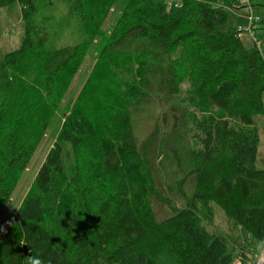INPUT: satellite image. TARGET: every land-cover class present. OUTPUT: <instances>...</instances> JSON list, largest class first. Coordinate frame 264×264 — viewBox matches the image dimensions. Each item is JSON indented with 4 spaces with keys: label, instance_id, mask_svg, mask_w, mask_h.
Masks as SVG:
<instances>
[{
    "label": "trees",
    "instance_id": "16d2710c",
    "mask_svg": "<svg viewBox=\"0 0 264 264\" xmlns=\"http://www.w3.org/2000/svg\"><path fill=\"white\" fill-rule=\"evenodd\" d=\"M16 1L0 0V9ZM19 1V46L0 57V218L41 138L29 125L39 102L28 99L24 75L47 109L46 120L37 112L42 132L80 57L79 47L62 43L64 30L39 18L34 0ZM114 2L46 6H63L92 39ZM235 2L127 0L101 50L135 61L120 67L126 97L116 105L98 96L93 117L79 104L65 117L0 241V264H233L228 239L202 226L213 220V203L241 232L246 257L264 235L253 121L264 120V33L261 53L245 49L235 29L221 30Z\"/></svg>",
    "mask_w": 264,
    "mask_h": 264
},
{
    "label": "rangeland",
    "instance_id": "374dc122",
    "mask_svg": "<svg viewBox=\"0 0 264 264\" xmlns=\"http://www.w3.org/2000/svg\"><path fill=\"white\" fill-rule=\"evenodd\" d=\"M37 7V14L40 17H47L52 20L53 31L64 30L63 37L64 45H76L80 49V57L76 62L77 72L73 76L71 82L67 86L62 98L53 107L52 114L47 116V124L45 129L41 132L40 119L37 118V112H42L43 119L47 115V109L43 103V98L39 92V87L32 79L24 75V82L29 86L30 93L29 100H37L39 107L35 112L29 116V125L31 129L40 135V141L36 147V151L25 171L20 175L15 190L10 197L7 207L3 211L0 218V241L10 225L16 209L19 207L23 198L30 192L32 182L45 162L47 152L52 147L55 138L61 128L65 117L70 114V111L79 104L89 116L93 117L96 114L97 108L93 104L96 100H103L106 97L113 98L117 103H122V99L126 96H121L122 79H120V67L135 61L129 60L126 57H116L114 59H107L102 56V49L107 40L114 31L117 25L119 16L121 15L127 0H115L112 10L101 28V33L92 39L84 38L77 22L70 18L65 8H48L46 0H34ZM169 2V1H168ZM171 3L168 4L170 7ZM22 4L17 0L9 9H0V57L4 54L15 50L20 43L23 34V22L21 21ZM230 15L227 23L221 27V30L226 31L233 28L241 32V42L245 49L255 48V43L247 31L249 22L247 15L250 12L239 2H235L233 8L229 9ZM253 18H257L255 26H253V35L256 39L261 40L264 33V7L255 5L252 7ZM111 61L117 62L118 66L111 67ZM184 87V86H183ZM184 96L186 97L185 93ZM262 101L264 106V93L262 94ZM159 112V108L153 107L151 113ZM135 116L136 134L141 135L145 127L144 114ZM254 125L259 132V143L257 149L256 167L264 170V120L262 116L256 115L253 118ZM37 120L39 126H37ZM143 137V136H141ZM172 163V161L170 160ZM161 167V171H160ZM159 173L163 172V168L159 161ZM174 166L169 165V170H173ZM213 208L212 222L203 221L202 226L210 233L223 235L228 239V244L231 249L235 250L234 254H238L237 248L243 245V236L240 231L234 229L228 222L224 212L216 204H211ZM235 255V256H236Z\"/></svg>",
    "mask_w": 264,
    "mask_h": 264
},
{
    "label": "built area",
    "instance_id": "2783aa9c",
    "mask_svg": "<svg viewBox=\"0 0 264 264\" xmlns=\"http://www.w3.org/2000/svg\"><path fill=\"white\" fill-rule=\"evenodd\" d=\"M236 2H239L240 5L244 6L250 12V14L247 15L249 22V28L247 31L255 43L256 49L263 53V41L256 39L252 32L253 26H255L256 21H258V19L253 18L252 15L253 0H236ZM242 31V29L238 31L239 37L241 36L240 34ZM246 238L250 239L249 234L246 236ZM250 247L251 248H249V251L247 252L244 259L240 256V252H238L234 258L233 264H264V235L260 240L254 242Z\"/></svg>",
    "mask_w": 264,
    "mask_h": 264
},
{
    "label": "crops",
    "instance_id": "0c3cea01",
    "mask_svg": "<svg viewBox=\"0 0 264 264\" xmlns=\"http://www.w3.org/2000/svg\"><path fill=\"white\" fill-rule=\"evenodd\" d=\"M236 230H237V229H236ZM238 231H239V230H238ZM241 247H242V246L238 247L237 250L239 251V250L241 249ZM235 255H236V254H235ZM234 258H235V256H234Z\"/></svg>",
    "mask_w": 264,
    "mask_h": 264
}]
</instances>
